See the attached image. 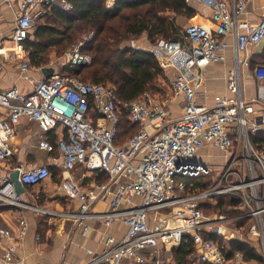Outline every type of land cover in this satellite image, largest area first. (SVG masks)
I'll return each mask as SVG.
<instances>
[{"label":"built area","instance_id":"obj_1","mask_svg":"<svg viewBox=\"0 0 264 264\" xmlns=\"http://www.w3.org/2000/svg\"><path fill=\"white\" fill-rule=\"evenodd\" d=\"M190 1L209 10L210 24L188 23L181 41L158 39L149 50L162 70L175 71L171 89L184 102L177 118L170 116L164 101L148 93L121 101L109 84L83 82L75 75L53 73L29 92L15 86L0 91V207L40 215L49 224L68 220L83 227V234L89 220L105 226L120 220L127 228L120 239L105 236L101 251L83 264H145L147 257L140 251L171 249L183 240L190 241L203 264H261L245 261L240 252L226 255L223 246L209 238L235 223L261 244L264 260V62L251 66L246 54L264 41V14L257 22L244 17L255 0ZM113 3L107 0L106 6ZM52 6L73 8L69 0H0V23L7 18L3 10L13 15L11 45L1 46L0 55L11 52L21 72L30 67L25 48L30 30ZM229 50L233 65L226 91L215 94L209 103L197 94L204 69L223 61ZM67 62L83 66L90 63V57L77 46L69 51ZM243 68L249 69L255 83L251 97L243 95ZM22 119L35 122L43 134L57 133L54 142L41 134L38 149L58 153L61 187L66 198L80 202L77 210L47 209L16 192L11 179L14 171L24 191L50 175L47 165L27 167L14 160L12 141ZM125 120L136 129L118 143ZM207 145L220 154L213 159L221 157L222 162L206 159L201 151ZM78 165L89 173L106 175L108 181L83 189L72 176ZM213 171L219 176L208 187L187 192V185L212 176ZM218 197L235 201L236 205L225 207L236 215L229 217L225 207L203 211L202 203L215 206ZM98 201H107L108 209L93 211ZM16 220L12 234L0 226V264L24 263L16 257V248L29 226L22 215ZM8 239L13 241L3 245ZM39 240L36 236L35 241ZM149 259L152 264H163L157 253Z\"/></svg>","mask_w":264,"mask_h":264},{"label":"trees","instance_id":"obj_2","mask_svg":"<svg viewBox=\"0 0 264 264\" xmlns=\"http://www.w3.org/2000/svg\"><path fill=\"white\" fill-rule=\"evenodd\" d=\"M69 1L73 4L71 10L52 6L38 19L34 41L27 39L25 43L29 66L40 69L49 67L46 65L53 54L61 56L69 45L82 42L79 49L90 57V63L71 66L66 62L59 69L60 74L75 75L83 82L109 84L121 101L136 99L144 93L162 95L163 89L158 86L157 80L163 78V70L157 60L150 51L132 46L130 42L142 35L152 43L158 39L181 40L182 33L175 26L174 18L165 14L192 18L195 10L188 1L114 0L110 8L106 6L107 0ZM256 57L264 62V48ZM255 62L252 60L251 64ZM165 95L158 99H164ZM135 129V125L123 121L118 143L126 140ZM208 178L210 176H204L191 186L187 185V192L205 189L211 184ZM217 199L215 206L202 203L203 211L222 210L227 203L236 205L235 201L225 197ZM209 238L222 245L226 255L240 252L245 261L263 262L255 250L245 243L236 239L224 241L218 234H212ZM192 251L190 241L183 240L176 247L173 260L176 264H188Z\"/></svg>","mask_w":264,"mask_h":264},{"label":"crops","instance_id":"obj_3","mask_svg":"<svg viewBox=\"0 0 264 264\" xmlns=\"http://www.w3.org/2000/svg\"><path fill=\"white\" fill-rule=\"evenodd\" d=\"M187 1L190 2V0ZM191 2L196 4V7H193V9L195 10V15L192 18L188 19V23H204L209 25V10L200 3H196L193 1ZM3 13L5 16H7V18H5V21L0 23V47H7L5 46L7 42H5V40L2 38L3 35L1 31H4L3 27L8 25V22H10L9 24L11 27V36L13 24L12 21L9 20V18L12 17V12L8 9H5L3 10ZM263 14L264 2L262 0H255L247 6L244 17L251 22H257ZM8 41L11 45L10 38L8 39ZM258 46L251 47L247 50L246 54L248 57H250V62L252 60H256L255 63L263 61L259 57H256V55H260L264 48V45H262V49L259 52H256V47ZM141 48L146 50V48L144 47V43L142 44V42ZM63 64L60 65L62 66ZM232 65V53L229 50L225 54V58L223 59V61L217 64L206 66L204 69V82L199 87L197 94L204 97L209 103H212V99L215 94L224 93L226 91V77ZM252 65L253 64H251V66ZM225 66H228V71L226 72V74L224 73V75L221 76V79L223 78L222 80L224 81V85L220 86L218 77L221 74V69ZM49 67L54 69V72H56V68L54 66ZM166 71H173L175 73V71L171 69H167ZM242 72L244 73L243 76L245 78H248L252 83V92L250 88L242 86L243 95L245 97H251L255 92L254 80L248 74L249 69L243 68ZM208 76L216 77L214 78V81L218 83L219 91L211 94L208 93L210 92L209 83L212 81L210 80L211 78L208 79ZM42 79H44V77L40 69L34 71V68L31 69V67H29L27 72H21L19 70L18 62L13 59L11 52L7 51L5 54L0 55V91H4L10 87L15 86L22 92H29L32 89V86ZM164 97V99L159 100L164 101L165 108L169 112L170 116L172 118L179 117L182 113V108L184 105L182 98L179 96H175L172 89H170V93L166 94ZM41 134L42 137L44 135V137H46L50 142H54L57 137V133H55L54 131L43 134L40 131L38 125L32 121L22 119L16 125V136L12 141L15 149L14 160L26 164L29 160H32L35 162L33 166L47 165L50 170L49 177L42 183L25 189L22 194L23 199L31 203H37L47 209L55 211H75L79 208L80 202L77 199H68L64 196L63 189L60 183V160L57 157L58 153L56 151L54 153H47L43 150L38 149V142L41 139ZM31 140L36 141V144L34 146L31 144ZM32 146L36 150L34 155L30 152ZM206 151H211L214 154L220 156L217 150L208 145L203 148L201 152L202 154H204ZM221 159L222 158L220 157L218 160L219 163L222 162ZM72 176L74 181L77 182L83 189H86L90 184L94 182L108 181L106 175L101 173H89L79 165L76 166L72 171ZM91 209L93 211L104 212L108 209V202H95L93 203ZM20 215H22L26 219L29 226L26 235L22 240L19 241V243H17L16 248V257L22 258L24 260L23 264H83L101 251L105 236L113 235L116 239H120L123 237L127 230L126 226L120 220L113 221L110 226H105L101 221L89 220L83 225L87 227V231L83 234V227L74 224L71 221L55 219L49 224L46 222V218L40 215H36L31 212H21L18 209L10 208L0 209V226L8 228L12 234V232H15L17 227L16 219ZM239 225V223L230 224L225 228H219L217 231L219 235H222L224 237L223 238L221 236L224 241L236 239L242 243H245L248 246L252 247L255 252L262 258L260 254L261 244L256 239L250 238L246 229L237 228ZM36 236L40 237L39 241H35ZM12 241L13 240L8 239L3 242V245H7ZM176 247H173L171 249L160 247L158 248L157 252H154L151 249H146L142 252L140 251V254L142 253L147 257V261L145 264H152L151 260L149 259L150 254L152 253H157L163 260V264H176L173 260V254ZM192 252V257H194V259L196 260L195 264H203L198 259V256L194 249ZM130 263H132V261H130L129 264ZM258 263L264 264V260L263 262ZM99 264L107 263L102 262Z\"/></svg>","mask_w":264,"mask_h":264},{"label":"rangeland","instance_id":"obj_4","mask_svg":"<svg viewBox=\"0 0 264 264\" xmlns=\"http://www.w3.org/2000/svg\"><path fill=\"white\" fill-rule=\"evenodd\" d=\"M188 4L191 6V7H196V4L192 3L191 1L188 2ZM167 17H170V18H174V24L175 26L179 29V33L183 31L184 27L188 24V19L183 17V16H177L175 17L172 13H167L165 14ZM13 19V15L12 17L9 18V20L12 21ZM38 20H36L34 26L31 28L30 30V36H29V41L32 42L34 41L35 37H34V33H35V25L37 24ZM10 22H8V25H6L5 27H3V30L4 31H1L2 32V38L5 40V42H7L5 44V46L9 47L10 44H9V41L8 39L10 38ZM174 37L176 35H173ZM173 37V38H174ZM180 39V37H177ZM173 40V39H172ZM179 41V40H178ZM181 41V40H180ZM141 42L142 44L144 43V47L146 48L147 51H149L151 49V46L153 43H155V41L152 43L150 41L147 40L146 36L145 35H142L140 36L139 38L137 39H134L133 41L130 42V44L132 46H136V47H140L141 48ZM8 44V45H7ZM82 45V42H79V43H74V44H71L69 45V47H67V49L64 51V53L61 55V56H56L55 54L52 55V57H50V59L48 60V63L46 66H54L56 68V72L54 73H58L59 72V69L61 67L60 64H63V63H66L67 62V59H68V53L69 51H71V49L75 48V47H81ZM262 45H264V41L258 46L256 47V52H259L261 49H262ZM62 59V60H61ZM60 61V62H59ZM34 68V67H31V69ZM37 69H40V68H34V71H36ZM228 71V66H225L221 69V74L220 76L218 77L219 79V85L220 86H223L224 85V81L221 79V76L224 75V73L226 74V72ZM60 73V72H59ZM206 75V74H205ZM244 73L242 72L241 73V81H242V86L243 87H248L251 89V92H252V83L249 81L248 78H245L244 76ZM174 76H175V73L173 71H166V70H163V78L162 79H158L157 80V83H158V86L161 87L163 89V94H168L170 93V89H171V82L173 81L174 79ZM227 77H228V74H227ZM227 77H226V80H227ZM211 78V79H210ZM214 76H208V79L212 80L210 83H209V90L210 92L208 93H215L217 91H219V85L216 81H214ZM162 95L160 94H155L153 96L157 97V98H161L163 97ZM31 144L34 146L36 144V141H32L31 140ZM32 146V149H31V153L34 155L35 153V148H33ZM205 154L207 155L206 159L211 161V163H217L219 162L218 159H213V158H216L214 157L216 154H214L213 152L211 151H206ZM35 164L34 161L32 160H29L26 164L27 167H30V166H33ZM218 172L217 171H213L212 172V176H210V181L212 182V179L213 180H216V178L218 177ZM229 203H227L226 205L228 206ZM224 209L226 214L229 216V217H233L234 215H236L235 211L234 210H227V207H225ZM218 211V210H217ZM212 211H210L209 213H211ZM196 260L194 259V257L191 256V259L189 260L188 264H195Z\"/></svg>","mask_w":264,"mask_h":264},{"label":"water","instance_id":"obj_5","mask_svg":"<svg viewBox=\"0 0 264 264\" xmlns=\"http://www.w3.org/2000/svg\"><path fill=\"white\" fill-rule=\"evenodd\" d=\"M40 71H41L44 79L49 78L54 73V70L51 67H43V68L40 69ZM17 176H18V172L17 171H14L11 174V179H12V181L14 183V187H15L16 192L19 193V194H23L24 189L21 187V185H20V183L18 181ZM158 227H159V224L153 226V229L156 230Z\"/></svg>","mask_w":264,"mask_h":264}]
</instances>
